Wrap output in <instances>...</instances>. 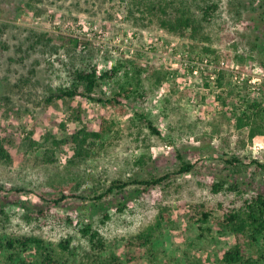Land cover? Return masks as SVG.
<instances>
[{
	"label": "rangeland",
	"instance_id": "obj_1",
	"mask_svg": "<svg viewBox=\"0 0 264 264\" xmlns=\"http://www.w3.org/2000/svg\"><path fill=\"white\" fill-rule=\"evenodd\" d=\"M177 1L202 18L203 39L166 31L146 0H0V127L13 139L12 163L0 164V264L18 260L8 259L3 244L20 234L42 237L59 264H94L110 254L125 259L128 237L160 210L165 220L153 256L142 247L133 251L136 262L223 264L222 253L237 241L219 223L223 210L264 192V0ZM211 3L204 13L201 6ZM118 64L93 95L112 97L141 70L144 99L132 93L111 104L76 97L73 106L80 104L83 115L75 120L64 100L44 101L71 84L75 68L95 66L100 73ZM253 101L261 131L250 136L238 118ZM140 114L160 133L145 127ZM102 116L111 129L84 160L69 162L68 142L45 153L51 139L44 143V134L62 140L84 124L96 128ZM30 132L38 142L31 150ZM45 154L52 161L42 160ZM182 160L194 166L175 174ZM165 173L146 189L136 184L124 194L95 197L113 178ZM234 184L239 191L229 189ZM200 204L211 209L206 223L197 219ZM87 224L103 247L83 233ZM66 238L64 251L59 242ZM244 249L264 263V238ZM21 258L42 264L33 249Z\"/></svg>",
	"mask_w": 264,
	"mask_h": 264
},
{
	"label": "trees",
	"instance_id": "obj_2",
	"mask_svg": "<svg viewBox=\"0 0 264 264\" xmlns=\"http://www.w3.org/2000/svg\"><path fill=\"white\" fill-rule=\"evenodd\" d=\"M143 1V0H141ZM150 4L152 15L157 18L158 23L166 31L178 35L182 38H204L203 33V22L202 18H199L197 14L191 10V7L186 2L175 0H146ZM214 3L206 4L201 9L204 13H207L210 8L215 7ZM77 40L74 39L76 44ZM121 64L113 66L109 70L98 73L95 66L86 68H75L73 70V80L67 87H59L55 92H51L44 101L51 103L55 99H62L71 107L70 118L81 119L83 112L81 105L78 104L75 108L73 106L76 97L81 99L90 98L92 100L103 102V103H117L119 98L129 96L132 93H136L141 99L145 98V91L142 85L141 70H135L130 76V80L127 86H119V89L112 97L103 99L95 97L93 94L96 87L99 85L101 80L111 79L114 75L119 72ZM128 75V74H127ZM142 89V90H141ZM259 108V104L256 101L249 102L247 104L248 113H244L242 117L238 118L240 125H249V134L254 136L256 133L261 131V127L257 124L256 116ZM140 119H143L145 127L149 128L153 133L159 134V129L155 126L153 120L148 119L143 114H140ZM111 129V123L105 118L101 117L96 128H93L89 124H84L81 128L74 130L69 134L68 138L62 140H56L49 133L44 134L46 143L51 139L50 144L45 147V153L50 151L51 154L54 152V148L61 143L71 144V157L70 163H74L76 160H84L91 152V149L96 146V141L100 140L106 131ZM32 132L27 136L30 150L33 149L38 142L31 137ZM13 143V139L9 134L6 133L5 129L0 127V164L10 165L13 161L9 147ZM235 157V156H234ZM44 161H52L51 157L45 154L42 157ZM141 162V159H138ZM231 162L230 160H226ZM236 161L238 159L236 158ZM257 165H260L257 161H254ZM194 164L189 161L182 160L181 166L174 173H185L193 168ZM262 166V164H261ZM170 173H165L161 176L151 178H113L110 180V184L107 187L104 194L96 195L95 197L100 199L102 195H108L109 193L124 194L127 187L132 185H142L143 189L161 183L164 179L168 178ZM223 180L212 183L211 189L213 192H218L223 186ZM237 184L229 186V189H237ZM0 189H3V185L0 184ZM20 191L19 188H10ZM120 208L125 207L124 201L119 202ZM197 219L206 223L211 215V209H207L203 204H200ZM108 217L107 214L104 215ZM165 220V210H160L154 222L149 224L146 228L132 234L128 237L126 243V258L116 254H110V257H97L94 264H140L135 261L133 251L139 250L142 247L149 251L150 255L153 256V242L154 239L163 233V222ZM221 226L225 227L228 231L234 234L237 238L236 243L230 248L226 249L221 255V262L223 264H264L261 262V258L254 256H247L245 254V246L252 245L257 241L258 238H264V192H254L250 197L243 198L239 206H233L229 209L223 210L222 218L219 221ZM84 234L88 235V238L92 245L102 246L98 230L91 228L90 224H87L82 228ZM71 239L66 238L59 242V246L62 250L70 248ZM3 247L8 250V259L14 260L18 257V260L14 264H26L21 258V254L29 249H33L40 258L42 264H59V259L55 257L54 250L47 246L45 240L36 235H16L10 236L5 240ZM101 258V259H100Z\"/></svg>",
	"mask_w": 264,
	"mask_h": 264
}]
</instances>
